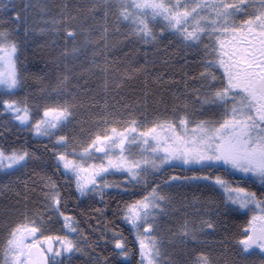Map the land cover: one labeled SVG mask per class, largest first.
Here are the masks:
<instances>
[{"label": "snow or ice", "instance_id": "obj_1", "mask_svg": "<svg viewBox=\"0 0 264 264\" xmlns=\"http://www.w3.org/2000/svg\"><path fill=\"white\" fill-rule=\"evenodd\" d=\"M32 7L0 0V115L8 117L3 121L6 130L18 125L47 140L44 147L52 163L24 145L0 146V172H31L26 182L21 181L23 190L17 192L21 198L5 224L3 264H72L77 253L93 252L94 264H112L110 257L130 256L132 242L123 229L89 231L81 226L82 218L90 217L83 208L77 214L68 207L66 186L78 197L96 194L104 200L113 189L129 195L117 203L116 211L134 231L139 264H177L162 251L160 217L173 207V195L166 189L189 183L202 184L221 197L207 204L194 198L200 207L193 205L192 216L185 211L170 233L192 246L191 264H218L210 252L196 246L225 227L222 213L243 219L235 235L225 233L220 243L234 242L241 258L264 256V0H92L88 10L100 21L95 35L67 4L54 5L59 12L41 4L44 26L32 27L28 18ZM110 13L117 22L112 26ZM8 23L11 26H3ZM120 24L129 26L125 37L143 44H159L167 33L182 47L194 49L197 58L185 63L198 68L185 75L198 86L184 84L191 98L178 90L171 109L151 118L131 104L120 111L105 101L92 113L94 123L86 134L83 128L65 131L80 108L98 103L94 97L80 98L70 87L75 75L71 61L89 44L108 49L109 34L119 31ZM21 31L53 37L48 43L58 49L54 60L64 67L43 102L16 95L24 88L21 41L16 35ZM83 33L88 35L81 42ZM96 55L94 51V65ZM124 75L129 73L125 70ZM34 163L41 170L29 167ZM173 165L190 175L171 171ZM116 175L122 180L109 179ZM107 207L96 212L102 214ZM95 223L100 225V220ZM102 247L104 251H99Z\"/></svg>", "mask_w": 264, "mask_h": 264}, {"label": "trees", "instance_id": "obj_2", "mask_svg": "<svg viewBox=\"0 0 264 264\" xmlns=\"http://www.w3.org/2000/svg\"><path fill=\"white\" fill-rule=\"evenodd\" d=\"M15 2L21 6L24 4L33 5L28 14L32 27L44 26V20L41 19V16L44 15L40 9L41 4H48L53 12H59V8H55L54 5L67 4L73 14H79L81 23L85 28H90L93 35L98 32L100 27L99 19H93L88 10V5L92 0H15ZM99 15L100 13L97 11V17ZM108 21L110 26L117 23L112 13L109 14ZM3 26L9 27L11 25L8 23ZM128 27L126 24H120L119 31L110 32L108 49H101L96 44H89L86 50L82 49V54L77 60L71 61L74 65L73 72L75 75L70 87L80 98L86 100L88 97H94L98 103L94 105L85 104L80 108L76 120L68 125L65 131L71 132L72 129L79 131L83 128L86 134L94 123L92 113L101 109L105 101L120 111L124 110L125 105L131 104L138 113L151 118L166 108L171 109L176 102L174 94L178 90L185 92L191 98L190 93L186 92L184 84H188L189 87H197L198 85L189 80L185 74L190 76L197 70L198 65L195 63L186 64L185 60L194 61L197 58L196 51L182 47L175 37L167 33L163 35L159 44H143L131 36L125 37V30ZM16 35L21 41L20 66L24 74V88L18 91L16 95L21 98L27 96L30 99L43 102L52 94L51 90L60 77V72L64 70V67L54 60L58 49L48 43L53 39L49 35L23 31L16 33ZM86 35L88 33L82 34L81 42ZM58 42L62 43L59 40ZM94 51L97 53L96 65L93 64ZM106 65L108 70L104 71ZM81 69L84 70L81 71ZM125 70L129 75H124ZM160 78L164 79L163 83H161ZM6 119H8L6 115H0V146L8 148L24 145L38 152L49 164L52 163V159L44 147L45 144L49 143L47 140L37 139L34 134H31L27 129L19 128L18 125H13L10 130H6V126L3 125V121ZM29 167L38 171L41 170L39 163L31 164ZM171 171H175L181 176L190 175L186 169L175 165ZM17 176H19V180H17ZM28 176H31L28 169H22L18 173L9 175L0 172V248L3 247L5 224L13 218L11 210L18 206L16 202L21 198L17 195L18 191L23 190L21 181L26 182ZM32 179L35 180L36 177H32ZM109 179L120 181L122 177L116 175L109 177ZM165 179H167L166 176ZM236 179L240 180L241 177H236ZM60 182L64 184L63 178H60ZM257 190L259 191V189ZM65 191L70 193L71 197L68 207L77 214H80L79 209L83 208L87 217H90V221L87 218H82V227H88L89 231L96 228L104 231L105 227L116 226L118 229H123L128 240L132 242L133 252L130 256L128 258L110 257L112 264H139L138 246L133 241L134 231L130 225L122 221L121 216L116 211L117 203L128 200L129 195L125 194L123 190L113 189L106 192L105 199L101 200L96 194L91 197H78L76 190L71 187L66 186ZM137 191H139V186H137ZM166 191L173 195V207L160 218L158 235L162 240V251L165 253L166 259L170 256L177 261V264H191L192 246L182 244L170 233L176 231V224L182 222L185 211L188 212L189 216L194 215L192 213V207L195 204L194 198H199L200 201L207 204L210 200L220 201V194L208 190L202 184L192 183L182 187H172ZM105 204L108 205L107 209L102 214H98L96 209L104 208ZM180 205H184V207H180ZM195 206L200 207L199 204H195ZM97 219L100 220V225L95 223ZM242 219V217L235 215L224 216L222 213L221 220L225 227L219 229L215 235L209 236L206 242L196 247L210 252L218 264H224L225 260L236 261L240 259H243L244 264H260L261 260H264V256L257 254L241 258L237 255L234 242L226 246L220 243L224 239L225 233L229 236L235 235L237 225ZM53 227L58 231L60 226L55 224ZM99 251H104V248H100ZM108 251H111L110 247ZM94 257V252L92 255L77 253L72 257V264H94ZM0 264H3L2 252H0Z\"/></svg>", "mask_w": 264, "mask_h": 264}, {"label": "rangeland", "instance_id": "obj_3", "mask_svg": "<svg viewBox=\"0 0 264 264\" xmlns=\"http://www.w3.org/2000/svg\"><path fill=\"white\" fill-rule=\"evenodd\" d=\"M237 177H240V176H237ZM258 182V181H257ZM163 216V215H162ZM161 218V217H160Z\"/></svg>", "mask_w": 264, "mask_h": 264}]
</instances>
